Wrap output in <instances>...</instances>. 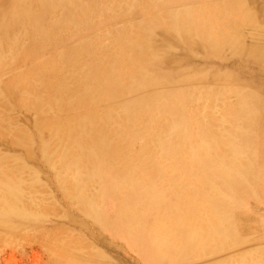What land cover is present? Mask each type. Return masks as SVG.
<instances>
[{
	"label": "bare ground",
	"instance_id": "1",
	"mask_svg": "<svg viewBox=\"0 0 264 264\" xmlns=\"http://www.w3.org/2000/svg\"><path fill=\"white\" fill-rule=\"evenodd\" d=\"M85 1L56 0L55 3H48L46 0H35L34 15L26 19L38 28L46 17H50V23L44 28L47 33L35 37L38 46H42L40 50L46 47L43 45L47 40L55 44L61 37H66V40L80 37V41L64 53H55L46 61L34 65L33 69L37 72L43 70L55 78L66 76L60 83L48 84L51 96L43 97L42 103L38 104V91L42 86L40 78H28L27 74L16 73L7 83H0V112L4 109L5 100L1 89L12 88L24 95L22 102L31 112L43 117L37 121V129H46L48 134L47 139L42 140L43 156L49 166L54 163V167L56 164L60 170V178L54 184L65 188L68 197L80 206L78 209L82 213L94 214L100 201V193L92 199L87 196L92 184L102 186L99 154L105 151L114 159L121 151H126L129 161L121 163L119 171H115L107 181L108 188L114 196L120 192L125 195V200L132 201L131 206L125 205L123 208L136 213L137 224L147 216L152 223L171 228L176 259L185 258L186 255L204 257L211 252L222 253L227 248L224 241L229 235L232 240L228 246L236 245L233 240L237 234L236 223L227 215L224 204L234 197L243 184L249 182L247 173L251 171L249 169L253 162L248 163L246 171H239L233 168L234 160L246 154L250 157L251 148L244 144L248 131L244 130L255 129L256 124L264 128V122L243 121L241 127L236 129L232 118L247 114L264 120V0L213 3L214 7H219L218 10L216 8L202 14L198 11L202 16H197V20L191 15V8L183 6L168 11L164 19V27L169 33L163 32L162 36L189 52L193 46H198L200 39L206 40L207 33H211L213 44L208 46L209 49L201 47L202 52L205 50L212 57L231 61L232 69H249L251 80L244 81L251 89L249 91L235 90V87L230 90L194 88L204 77L197 80L189 77L182 80L155 77L151 63L173 66L174 61L167 54L172 48L152 42L149 35L152 31L149 32L143 21L133 19L130 23L108 26L100 34H85L101 23H110L111 13L126 17L142 10L145 7L142 2L148 0H92L89 7ZM152 1V6L163 8L170 5L172 0ZM61 3H67V8L60 6ZM2 4L3 0H0V30L5 18V13L1 11ZM15 7L18 15L26 17L30 13V0H17ZM214 18L218 25L214 24ZM60 23L66 30L58 29ZM250 36L263 46L248 45L245 39ZM20 43L23 41L19 36L15 45L19 46ZM7 63L8 60H1L2 66ZM221 78L216 75L214 81ZM160 80L176 85L172 90L153 91L152 88L162 82ZM105 86H110L124 100L116 102L115 98L110 100L99 96L97 89ZM232 97L236 100V107L230 111L229 137L224 136L223 142L216 143L218 140L214 137L216 133L213 128H209L208 123L198 119L197 115L210 117L216 105L214 102L224 100L223 104H227ZM60 103L64 104L63 109H59ZM84 105L91 107L93 114L82 111ZM64 110L73 114L60 120V113ZM47 118L49 121L45 122ZM3 120L6 119L0 113V136H9L14 146L29 147L20 132L3 127ZM134 142L141 143L140 149L147 153L145 163L152 167L145 174L144 162H132L131 147ZM7 162L5 156L0 155V230L8 232L12 230L3 221L4 218H18L25 222L35 216L30 213V204L23 203L25 197L19 190L23 185L18 174L20 165ZM212 178L216 179V183L222 181L226 194ZM196 198L204 199V210L217 221L204 234L205 237L197 224L202 220V213L199 212ZM219 211L222 216L216 217L214 213ZM237 257L240 256L234 255L213 264H250L248 261L240 263Z\"/></svg>",
	"mask_w": 264,
	"mask_h": 264
},
{
	"label": "rangeland",
	"instance_id": "2",
	"mask_svg": "<svg viewBox=\"0 0 264 264\" xmlns=\"http://www.w3.org/2000/svg\"><path fill=\"white\" fill-rule=\"evenodd\" d=\"M46 1L48 3L56 2V0ZM149 1L142 2L145 7L142 10L134 11L136 12L133 13L134 15L122 17L119 15L120 13H111L113 16L110 23H101L96 28H93L92 31L85 32V34L89 35L91 33L94 35L96 32L100 34L108 26L124 22L130 23L133 19L141 20L144 22L145 27L149 29V32L152 31L149 33L152 42L172 48L167 54L173 59V66L169 67L159 62L151 63V70L155 77L171 78L172 80H182L186 77L197 80L199 77H204L194 88L214 90V88L218 87L230 90V88L235 87V90H251L244 84V81L251 80L249 69L245 67L243 69H232L231 61H224L216 56L212 57L205 50L202 52L203 49L201 47L205 46L204 49H209L210 45L213 44L211 33H207V42L204 39H200L198 46H193L190 49L191 52L162 36L163 32H168L165 29L166 27H164L165 15L168 11L179 9L183 6L190 7L193 19L197 20L199 16H202L200 13L211 12L216 8L218 10L219 7H214L213 3L222 4L227 0H172L169 3L170 5H166L163 8L152 6L154 2L152 0ZM16 2L17 0H3L1 7V11L5 13V18L2 20L0 30V83H7L16 73L27 74L28 78L33 79L35 76L39 77L42 86L38 91L37 102L40 104L43 97L51 96L48 84L53 82L60 83L66 76L64 78H55L43 70L37 72L33 69L34 65L37 62L46 61L49 56L55 53H64L67 48L78 43L80 37H72L69 40H66V37H61L62 39L55 44L50 42L49 44L47 40L45 45H43L46 47L40 50L42 46H38V41L35 37L36 35H45L47 33L44 28L45 25L50 23V17H46L43 23L36 28L31 20L26 19L34 15L35 0H30V13L26 17L17 14ZM91 3H93L92 0L85 1L87 7ZM66 4L61 3L60 6L67 8ZM239 6L243 7L242 4ZM250 7H253V5ZM158 12L162 15H159ZM215 20L217 21V19L214 18V24L218 25ZM58 29L66 30L62 23H60ZM244 35L247 34L244 32ZM244 35L241 33V36ZM19 36L23 43L16 46L15 43ZM245 41L251 46L262 45L260 44L261 42L252 39L251 36L246 38ZM186 46L191 47L188 43H186ZM1 60H8L7 65L2 66ZM216 75L222 77L220 81H214ZM228 77L231 78L228 80ZM160 81L162 82L157 87L152 88L153 91L172 90L173 86L176 85L171 81ZM26 83L29 84L28 81ZM1 91L5 100H3L4 109L0 113L6 119L3 120L2 125L3 127H9L13 131L20 132L29 143V147L14 146L9 136L1 135L0 155L5 156L7 163L14 165L15 162L20 165L18 174L19 178L23 180V185H21L19 190L25 197L23 203L30 204V213L35 217L30 218L31 220L26 219L25 222L18 218L8 217L3 219L12 231L0 230L2 232L0 237H3L0 238V264H213L217 261H226V259L234 255L241 257L236 258L239 259L240 263L248 261L250 264H264V128L256 124L259 121L264 122L261 117L244 114L242 117L233 116L232 118L236 129L241 127L243 121L256 122V125H254L255 129L244 130L248 131L244 144L251 148L250 157L247 154L237 157L233 166L235 170L246 171L248 168L245 167H248V163L251 164L253 162L252 167L249 169L251 171L247 173L250 183L243 184L233 198L228 195L230 200L224 204L227 208V215L232 217L234 224L236 223L237 238L235 237L234 239L233 237L236 245L228 246L230 240H232L229 235L224 241L225 246H227L224 252L217 254H212L213 252H211L204 257L186 255L185 258H182L186 261H183L182 259H176L177 251L174 249L175 243L170 235L172 234L170 227L163 224H154L147 216L142 217L139 224H137L136 213L131 209L123 208L125 205L131 206L132 201L130 199L125 200L126 197L123 193L119 192V194L114 196L110 192L111 189L108 188L107 181L111 179L115 171H119L121 163L129 161L126 151H121L118 157L114 159L110 158L107 152H100V172L103 187L101 184L94 183L87 195L89 199H92L100 193V201L94 214H84L78 209L80 206L73 203L68 197L65 188L59 184L55 185L56 180L60 178V170L56 164L54 167V163H52V166L46 163L42 152L44 142L42 140L47 139V130L37 129V121L38 119H43V117L34 114L23 104V94L12 88L9 90L1 89ZM97 94L110 100L115 98L116 102L124 100V98L116 95L114 89L110 86L102 87L100 90L97 89ZM214 103L217 106H214V111L210 117L197 115V118L207 122L209 128H213L216 133L214 137L218 140L215 141L217 143L219 141L223 142L224 136L229 137L227 133L229 132L231 121L230 111L235 109L236 100L232 97L227 104H223L224 100ZM59 105V109L64 108L63 103ZM86 106L82 107V111L87 114H93L94 110L92 111L91 107ZM72 114L73 112L68 110L61 111L60 115L62 118L60 120H64ZM46 120L49 121L48 118L44 121L46 122ZM140 146V142H134V145H132V162L145 163L147 153L142 147L140 149ZM220 150L222 154V149ZM78 167L80 166L78 165ZM143 168L144 174L152 169L147 162ZM212 180L216 183V179L212 178ZM216 185L224 192L226 191L222 181H218ZM29 189L33 193L28 192ZM27 199H29L28 202H26ZM197 199L199 212L202 213L200 214L202 220L198 221L199 223L197 224L203 237H205L204 234H207L210 231V227H214L217 221L213 219L214 217L210 218L208 212L204 210V207H206L204 206V199ZM205 212L207 215L203 214ZM220 213L221 211L214 214L216 217H221L222 213ZM238 227L239 229H237ZM167 236L170 237L168 238ZM159 239L161 240L158 241ZM161 249L163 252L160 251ZM194 253L196 255L200 254L199 252ZM225 264L229 263L226 262Z\"/></svg>",
	"mask_w": 264,
	"mask_h": 264
}]
</instances>
